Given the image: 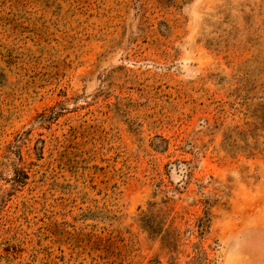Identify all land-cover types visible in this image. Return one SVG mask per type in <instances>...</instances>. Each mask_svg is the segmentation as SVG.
<instances>
[{
    "label": "rangeland",
    "instance_id": "374dc122",
    "mask_svg": "<svg viewBox=\"0 0 264 264\" xmlns=\"http://www.w3.org/2000/svg\"><path fill=\"white\" fill-rule=\"evenodd\" d=\"M0 264H264V0H0Z\"/></svg>",
    "mask_w": 264,
    "mask_h": 264
}]
</instances>
